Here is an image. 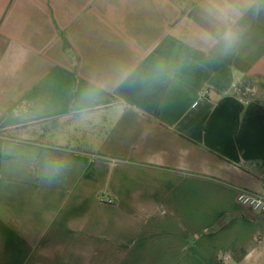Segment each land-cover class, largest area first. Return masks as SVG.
<instances>
[{"label": "crops", "instance_id": "crops-1", "mask_svg": "<svg viewBox=\"0 0 264 264\" xmlns=\"http://www.w3.org/2000/svg\"><path fill=\"white\" fill-rule=\"evenodd\" d=\"M213 2L0 0V264H264V2L227 54Z\"/></svg>", "mask_w": 264, "mask_h": 264}, {"label": "clouds", "instance_id": "clouds-1", "mask_svg": "<svg viewBox=\"0 0 264 264\" xmlns=\"http://www.w3.org/2000/svg\"><path fill=\"white\" fill-rule=\"evenodd\" d=\"M264 2V0H260ZM253 7L258 10V0H214L212 6L205 9L206 14L221 25L217 36L205 33L202 40L209 44H220L223 54L230 52L239 42V22L243 16ZM132 69L125 66H117L113 69L112 77L105 79L102 76L93 74L90 76L87 86L82 90L79 104L88 105L95 103L100 94L114 84L123 83L132 75ZM66 167V162L58 159L50 161L43 173V179L47 182L54 181Z\"/></svg>", "mask_w": 264, "mask_h": 264}, {"label": "built area", "instance_id": "built-area-1", "mask_svg": "<svg viewBox=\"0 0 264 264\" xmlns=\"http://www.w3.org/2000/svg\"><path fill=\"white\" fill-rule=\"evenodd\" d=\"M2 120V114L0 113V121ZM104 202L105 200L102 199ZM113 203V201H108ZM237 202L240 206L249 209L250 211L264 215V196L256 195L247 190H239L237 194Z\"/></svg>", "mask_w": 264, "mask_h": 264}, {"label": "rangeland", "instance_id": "rangeland-1", "mask_svg": "<svg viewBox=\"0 0 264 264\" xmlns=\"http://www.w3.org/2000/svg\"><path fill=\"white\" fill-rule=\"evenodd\" d=\"M259 84V83H258Z\"/></svg>", "mask_w": 264, "mask_h": 264}]
</instances>
